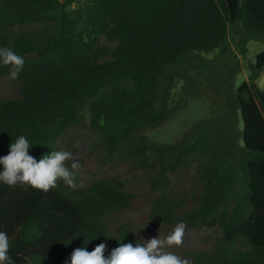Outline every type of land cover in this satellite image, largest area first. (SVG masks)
I'll list each match as a JSON object with an SVG mask.
<instances>
[{"label":"trees","instance_id":"trees-1","mask_svg":"<svg viewBox=\"0 0 264 264\" xmlns=\"http://www.w3.org/2000/svg\"><path fill=\"white\" fill-rule=\"evenodd\" d=\"M229 37L242 54L249 41L264 42V0H0V47L25 61L15 78L20 98L0 99V155L20 134L36 144L29 149L36 157L55 150L86 109L99 160L151 170L158 191L147 222L122 223L111 235L110 213L131 204L120 180L105 176L85 188L58 180L47 192L0 184L9 264H64L88 240L89 251L105 242L107 255L116 239H138L132 231L178 221L221 232L224 245L194 254L190 264H264V87L256 82L264 49L235 86L237 62L210 69L202 55L230 51ZM11 70L0 64L1 76ZM202 90L211 116L172 143L144 133ZM191 162L196 197L170 179Z\"/></svg>","mask_w":264,"mask_h":264},{"label":"rangeland","instance_id":"rangeland-1","mask_svg":"<svg viewBox=\"0 0 264 264\" xmlns=\"http://www.w3.org/2000/svg\"><path fill=\"white\" fill-rule=\"evenodd\" d=\"M31 27L34 26L29 25L16 29L20 31ZM104 38L103 35H100L101 44L108 45L112 49L115 43H107ZM230 42L232 44L231 49L226 53L213 51L202 55L206 61L211 62L208 67L210 69L214 66L220 69L227 59L232 64L237 62L240 71L236 75L235 86H238L241 82L247 81L250 75L249 64L254 62L256 53L264 49V42L249 41L246 44L247 52L245 54L241 53L231 39ZM106 58H111V55ZM256 82L260 88L264 87V70ZM179 86L180 82H177L172 91L174 96H176ZM20 89L21 84L17 80L0 75V99H19ZM212 114L213 106L211 105L210 97L202 90L200 95L189 98L185 107L180 109L175 116L155 128L145 130L144 133L153 141L172 143L195 121ZM88 124L89 113L85 109L82 113L81 122L68 127L55 141V150H68L73 153L72 160L79 161L80 167L73 171L75 173V183L81 188L88 187L93 181L105 176H111L123 183L122 190L130 194L131 204L123 210L110 213L108 227L111 235H115L116 227L122 223H131L134 227L143 225L148 221L152 200L158 194V191L152 190L149 184V178L154 175L153 172L149 169L135 167L127 162L109 164L100 161L99 150L93 145L96 136L92 133ZM72 160L66 161L69 167ZM194 175L195 170L193 162H191L189 168L178 171L176 174H171L170 179L181 188L188 190L191 193V197H196L201 192V186L194 181ZM192 205V202H188V207ZM174 227L175 225L162 224L148 231L137 230L135 235L138 239L141 237L148 239L159 234V237L164 239ZM220 245H224V243L218 228L186 226L182 243L171 247L166 244L165 250L179 255L181 258L188 259L192 263L194 254L200 251L211 252ZM5 264L9 263L6 261Z\"/></svg>","mask_w":264,"mask_h":264},{"label":"clouds","instance_id":"clouds-1","mask_svg":"<svg viewBox=\"0 0 264 264\" xmlns=\"http://www.w3.org/2000/svg\"><path fill=\"white\" fill-rule=\"evenodd\" d=\"M24 63L23 57L11 47H0V64L12 66L10 78L18 77ZM34 145L36 144L24 134L11 140L7 154L0 155V184L10 187L24 184L47 192L56 186L58 180H63L69 187H77L73 170L78 169L80 163L72 160V152L64 149L50 150L47 154L36 157L29 152L30 147ZM69 160H72L70 167L66 163ZM185 228L184 221H178L164 239L158 234L148 239L141 237L124 243L112 237L116 239L117 246L111 248L107 255H105V242H100L89 251L86 247L88 240L74 248L64 264H190L188 259L165 250L166 244L171 247L182 243ZM136 231L132 232L136 233ZM9 247L7 233L0 231V264L11 260L8 255Z\"/></svg>","mask_w":264,"mask_h":264}]
</instances>
